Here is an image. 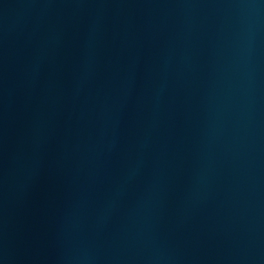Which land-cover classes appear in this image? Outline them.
Here are the masks:
<instances>
[{
  "label": "water",
  "instance_id": "obj_1",
  "mask_svg": "<svg viewBox=\"0 0 264 264\" xmlns=\"http://www.w3.org/2000/svg\"><path fill=\"white\" fill-rule=\"evenodd\" d=\"M0 264H264V0H0Z\"/></svg>",
  "mask_w": 264,
  "mask_h": 264
}]
</instances>
